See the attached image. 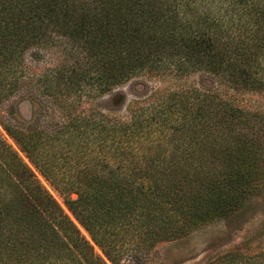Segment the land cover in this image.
<instances>
[{"label": "trees", "instance_id": "1", "mask_svg": "<svg viewBox=\"0 0 264 264\" xmlns=\"http://www.w3.org/2000/svg\"><path fill=\"white\" fill-rule=\"evenodd\" d=\"M54 33L77 44L83 58L44 73V96L68 91L65 100L75 99L93 77L103 94L141 74L198 69L234 88L264 91V0H0V109L29 81L25 54ZM134 108L130 120L99 124L97 155L69 168L77 178L67 181L35 160L46 145L44 125L4 126L58 190L78 194L66 204L113 264L125 245L147 254L239 209L262 186L253 160L261 143L240 128L249 112L218 92L186 87ZM87 126L73 120L69 130ZM0 264H106L1 136Z\"/></svg>", "mask_w": 264, "mask_h": 264}, {"label": "rangeland", "instance_id": "2", "mask_svg": "<svg viewBox=\"0 0 264 264\" xmlns=\"http://www.w3.org/2000/svg\"><path fill=\"white\" fill-rule=\"evenodd\" d=\"M82 58L83 51L77 44L56 33L45 46L29 50L24 61L29 81L0 109V136L17 152L43 188L77 226L91 244L95 255L106 264H113L69 210L67 200L77 201L78 194L72 191L65 194L58 190L41 169L30 162L4 126L12 124L27 128L35 123H38V127L44 125L39 130L44 129L48 137L44 141V148L38 150L36 162L48 161L50 167L57 171L58 180H74L77 177L70 176L69 168L79 166L83 158L97 155V143L93 139L99 124L115 118L130 120L133 107L148 105L163 93L196 87L202 91H216L223 100L234 102L249 112L240 120V128L241 132L248 133V139L261 143L253 157L258 166L254 181L262 184L259 193L221 219L191 226L185 235L157 243L147 254H138L135 249L125 245L118 264H264V91L234 88L198 69L182 76H176L175 73L169 75L163 71L155 76L141 74L103 94L97 91L98 81L93 77L81 84L76 102L74 98L65 100L64 95L68 91L54 98L41 94L38 84L44 73L60 67L72 68L80 64ZM47 104L51 106L43 108ZM37 108L38 115L35 114ZM35 116L38 118L36 122ZM73 120H78L82 127L89 125L87 132L81 130V133L71 134L69 124ZM62 126L65 129L61 132L59 129ZM201 137L204 138V135ZM63 138L66 141L70 139L73 144H67L65 140L63 142ZM229 141L225 146L227 149L234 144L231 139ZM202 149L197 148L199 151ZM241 157L245 160L244 155L238 154L237 158ZM228 159L226 156V164L234 162ZM227 255L230 257L224 258Z\"/></svg>", "mask_w": 264, "mask_h": 264}]
</instances>
